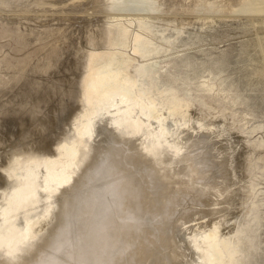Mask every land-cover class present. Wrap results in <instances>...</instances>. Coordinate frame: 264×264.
<instances>
[{
    "label": "bare ground",
    "instance_id": "obj_1",
    "mask_svg": "<svg viewBox=\"0 0 264 264\" xmlns=\"http://www.w3.org/2000/svg\"><path fill=\"white\" fill-rule=\"evenodd\" d=\"M117 1L103 0L109 8ZM115 30L106 54L85 59L81 104L51 149L55 161L30 172L36 158L21 153L23 176L1 171L0 264H243L230 256L243 248L233 239L243 218L239 179L249 168L242 139L225 117L213 120L200 107L203 113H190L188 105L190 116L180 114L168 106L174 97L153 95L143 79L154 65L130 59L159 48L138 33L117 48ZM96 55L112 59L95 67ZM130 74L134 84L123 80ZM137 82L143 97L132 89ZM76 108L56 119V132Z\"/></svg>",
    "mask_w": 264,
    "mask_h": 264
},
{
    "label": "rangeland",
    "instance_id": "obj_2",
    "mask_svg": "<svg viewBox=\"0 0 264 264\" xmlns=\"http://www.w3.org/2000/svg\"><path fill=\"white\" fill-rule=\"evenodd\" d=\"M118 1L109 8L103 0H0V161L6 159L0 172L23 176L17 168L28 156L36 158L25 165L28 171L55 161L51 149L79 107L57 132L55 121L68 117L75 81L81 104L85 76L78 75L88 54L108 52L111 30H117V48L128 43L127 33H138L133 41L148 38L159 48L142 61L130 59V65H154L143 79L155 88L153 95L174 97L168 106L180 114L189 115L187 105L190 113L220 112L242 134L235 133L249 168L239 179L240 195L249 196L240 201L243 218L234 239L243 246L241 263L264 264V0ZM136 18H143L141 24ZM124 51L131 56V49ZM101 59L112 56L98 57L95 67ZM124 79L134 84L131 74Z\"/></svg>",
    "mask_w": 264,
    "mask_h": 264
},
{
    "label": "water",
    "instance_id": "obj_3",
    "mask_svg": "<svg viewBox=\"0 0 264 264\" xmlns=\"http://www.w3.org/2000/svg\"><path fill=\"white\" fill-rule=\"evenodd\" d=\"M137 88V89H136ZM136 91H139V92H141L140 91V89H142V87L138 84V82H137V85H136ZM142 91H143V89H142ZM76 95H77V97H76V99H75V102H74V105L73 106H76V107H79V105H80V102H79V98H78V91L76 90ZM140 94H143V95H145L144 93H140ZM155 102H158V100L156 99L155 100ZM159 103V102H158ZM162 103H160V105L159 104H156V106H159V107H161V108H164V109H166L165 111H167V110H169V109H167L166 107H164V106H162L161 105ZM195 111H193V112H197V109L195 108L194 109ZM199 112H202L203 113V111L202 110H199ZM220 114V112H218L216 115L217 116H214V115H209V116H211V119H213V120H220V117H221V115H219ZM206 115V114H205ZM229 122V124H232L231 125V129L229 130V131H231V132H235V133H237L239 136H241L242 134L240 133V132H238V130L234 127V125H233V123L229 120L228 121ZM227 125V124H226ZM243 138V137H242ZM244 171V170H243ZM245 193H246V191H243V193H242V195L240 196V198L239 199H243L244 198V196H245ZM237 222V221H236ZM236 234H238V231H237V233H235V236H236ZM235 236H234V238H235ZM233 238V239H234ZM224 248H226V247H224ZM228 250H229V248H228ZM227 250V251H228ZM240 251H235V252H233L232 253V255H230L231 256V259H232V261H240L241 260V257L242 256H240V258H239V253ZM238 254V255H237Z\"/></svg>",
    "mask_w": 264,
    "mask_h": 264
}]
</instances>
